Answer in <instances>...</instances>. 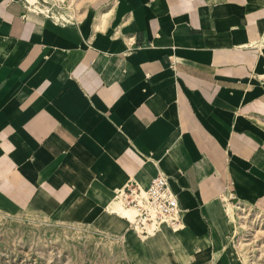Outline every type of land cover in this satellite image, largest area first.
Returning a JSON list of instances; mask_svg holds the SVG:
<instances>
[{"label": "crops", "instance_id": "crops-1", "mask_svg": "<svg viewBox=\"0 0 264 264\" xmlns=\"http://www.w3.org/2000/svg\"><path fill=\"white\" fill-rule=\"evenodd\" d=\"M263 33L264 0H88L62 21L0 0V211L120 230L131 264H215L220 243L241 264L230 210L264 213ZM158 172L181 254L108 209Z\"/></svg>", "mask_w": 264, "mask_h": 264}, {"label": "rangeland", "instance_id": "rangeland-1", "mask_svg": "<svg viewBox=\"0 0 264 264\" xmlns=\"http://www.w3.org/2000/svg\"><path fill=\"white\" fill-rule=\"evenodd\" d=\"M87 3L88 0L28 2L40 12L46 7L56 14H63L66 19L77 14ZM114 201L117 206L109 204L108 209L121 217L126 216L123 211L130 210L117 199ZM229 214L232 232L228 239L238 261L241 264H264V213L239 204ZM160 230L168 231L174 248L179 251L177 253H183L180 251L183 237L175 236L179 230L166 225L150 232L155 234ZM129 234L137 238L133 232ZM122 235L120 230L111 233L98 229L90 221L52 219L23 212L9 215L0 211V264H131L127 251H123L125 240ZM196 243L202 246L206 239L196 240ZM222 245L214 247L215 264L223 259ZM180 257L184 258L183 255Z\"/></svg>", "mask_w": 264, "mask_h": 264}, {"label": "built area", "instance_id": "built-area-1", "mask_svg": "<svg viewBox=\"0 0 264 264\" xmlns=\"http://www.w3.org/2000/svg\"><path fill=\"white\" fill-rule=\"evenodd\" d=\"M258 77L264 80L263 71ZM115 197L125 207L134 210L130 219L124 216L128 225L138 234L147 236L156 231L162 223L172 229L182 226V214L178 198L170 188L164 173L158 172L150 177L145 186L129 179L114 191Z\"/></svg>", "mask_w": 264, "mask_h": 264}, {"label": "bare ground", "instance_id": "bare-ground-1", "mask_svg": "<svg viewBox=\"0 0 264 264\" xmlns=\"http://www.w3.org/2000/svg\"><path fill=\"white\" fill-rule=\"evenodd\" d=\"M29 3H36L37 0H28ZM43 12H45L47 15H50L51 17H53L55 20H58V21H62V20H66V17L63 15V14H56L55 12L51 11L49 8H42ZM117 199V198H116ZM118 200V199H117ZM119 201V200H118ZM120 202V201H119ZM121 203V202H120ZM114 206L116 205L117 206V202H114L113 204ZM130 211L128 210H124L123 211V214L128 216L130 219L133 217V214H134V210L130 207H127ZM168 224L166 223H162L159 227H163V226H166ZM158 227V228H159ZM182 227V226H181ZM179 230V229H178Z\"/></svg>", "mask_w": 264, "mask_h": 264}]
</instances>
